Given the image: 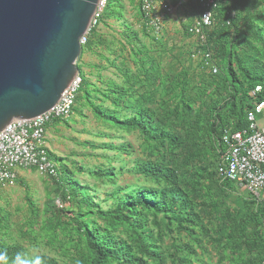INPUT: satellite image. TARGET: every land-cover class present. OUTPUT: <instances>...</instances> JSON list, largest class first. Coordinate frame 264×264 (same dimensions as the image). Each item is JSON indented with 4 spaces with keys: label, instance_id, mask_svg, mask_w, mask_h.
<instances>
[{
    "label": "trees",
    "instance_id": "obj_1",
    "mask_svg": "<svg viewBox=\"0 0 264 264\" xmlns=\"http://www.w3.org/2000/svg\"><path fill=\"white\" fill-rule=\"evenodd\" d=\"M220 3L213 24L205 28L204 47L212 53L217 73L201 63L199 70L179 68L178 57L165 69L167 50H159L163 41L143 27L138 32L125 22L124 41L92 30L81 58L97 55L109 66L102 71L115 69L121 81L101 76L93 82L79 65L83 84L74 112L86 118L83 109L88 108L110 130L139 135L144 157L127 171L145 184L119 186L126 168L113 166L115 158L105 156L109 165L86 169L76 160L72 167L69 157L48 150L59 165L58 176H46L54 185L50 194L75 210L69 215L70 209L50 199L40 220L26 186L31 216L23 237L36 234L40 225L46 243L67 264H264V198L258 202L248 191L235 195L237 184L219 174L225 132L245 131L253 104L264 99V0ZM193 5L195 21L201 7ZM141 17L140 10V24ZM106 18L105 10L102 20ZM141 34L157 49L147 47ZM97 46L104 52H97ZM195 47L188 53L192 62ZM257 86L263 91L255 96ZM83 146L132 153L127 142L88 141ZM83 172L112 186L108 208L77 178ZM8 217L0 208V233L9 230ZM210 249L218 251L216 263L206 258ZM28 253L26 246L0 237V264H61L54 256Z\"/></svg>",
    "mask_w": 264,
    "mask_h": 264
},
{
    "label": "built area",
    "instance_id": "obj_2",
    "mask_svg": "<svg viewBox=\"0 0 264 264\" xmlns=\"http://www.w3.org/2000/svg\"><path fill=\"white\" fill-rule=\"evenodd\" d=\"M109 0H99L88 31L81 38L82 47L89 42L92 30L99 28ZM143 27L152 37L161 38L166 22L180 10L199 5L200 15L188 30L196 38L194 61L218 72L211 52L205 51V28L211 26L220 7V0H138ZM83 84L79 73L55 107L31 119L17 120L0 133V189L14 187L22 169L36 170L44 176H58L59 165L50 158L46 145L47 129L54 121H67L74 114V107ZM263 91L257 86L258 96ZM249 127L245 131L227 130L223 140L226 150L221 154L219 174L235 182L241 189L252 193L259 202L264 198V99L253 104L248 114Z\"/></svg>",
    "mask_w": 264,
    "mask_h": 264
},
{
    "label": "water",
    "instance_id": "obj_3",
    "mask_svg": "<svg viewBox=\"0 0 264 264\" xmlns=\"http://www.w3.org/2000/svg\"><path fill=\"white\" fill-rule=\"evenodd\" d=\"M99 0H0V133L53 109L81 73Z\"/></svg>",
    "mask_w": 264,
    "mask_h": 264
},
{
    "label": "rangeland",
    "instance_id": "obj_4",
    "mask_svg": "<svg viewBox=\"0 0 264 264\" xmlns=\"http://www.w3.org/2000/svg\"><path fill=\"white\" fill-rule=\"evenodd\" d=\"M122 4L124 6L119 5V0H109V7L106 9V15L109 18L103 19L101 21L99 32L105 33V35H110V37H107L109 40H113V38H117L120 41L123 40V37L121 36L123 34V31H125V27L123 24L126 22L127 24H131L133 26V29L135 31L141 32V26L138 19V16L140 15V8H138L137 0H121ZM190 13L188 17L186 18V14L184 19V22L178 21L177 30L175 33L174 31H171L174 33V37L177 38L176 41L180 44H183L186 42L189 49L193 48L196 44V38L193 36H188L186 29L184 25H186L188 28L192 27L194 22L193 18L195 15L193 14V9L190 8ZM122 16H121V15ZM118 18H121L118 20ZM181 33H178L180 32ZM114 33V34H113ZM104 35V34H103ZM143 42L146 44L149 48H154L151 38L144 36L141 34ZM124 41V40H123ZM177 45H180L178 44ZM179 47V46H178ZM181 47V46H180ZM179 47V48H180ZM152 48V49H153ZM156 48V47H155ZM102 52L104 50L102 49ZM189 52H186L185 57H183V54L181 53L179 49V60L182 63H177L179 68L185 67L190 68L194 70H199V63L196 61H191L190 56L188 55ZM105 54L107 56L109 55V52L105 51ZM128 54V52H127ZM182 54V55H181ZM86 55H89V58L92 57L90 53H87ZM93 60H95L94 57H92ZM91 58V61H93ZM186 58V59H185ZM188 58V59H187ZM122 60V59H120ZM90 61V60H89ZM107 64V63H106ZM106 64L104 66H106ZM81 70L84 71V67H81ZM104 77L107 79H114L117 81H121L120 75L118 72L113 68H108L107 71L103 72ZM77 114L74 113V115L70 118L73 125H76L75 116ZM79 115V114H78ZM86 127L84 129L83 133L76 132L77 140L75 144L73 143V147H68L67 151H72V155L68 154L67 157H69L67 163L73 167L72 161L76 160L80 162L86 169L88 168H94L95 166H101V165H109L108 159L105 158V156L115 158V160L112 162L113 166H115L117 169H119L121 166H124L126 168L125 172L121 174L118 177V185L119 186H133V185H139V184H145V180L142 177L135 176L134 174L129 173L127 170L133 167L135 161L141 157H144V154L142 152V139L139 137L137 133H125L117 130H110L108 126H106L103 122L98 121L95 119L93 114L88 117H86ZM82 122V124H85ZM88 141L95 143L96 145H101L105 142H116L118 144H122L124 142H127L132 146V153L130 155H125L124 153H115L110 151H104L103 149H90L89 147L83 146ZM72 144V143H71ZM70 143H67V146L71 145ZM81 145V146H79ZM64 170V169H63ZM66 173V171L64 170ZM66 176V175H65ZM77 178L83 183L87 184L89 187L92 188L97 193L98 201L102 202V205L104 208H108L111 204L110 199L107 198V194L111 192L112 186L106 185L103 183V181H98L91 175H89L88 172L83 173H77ZM25 187H23L20 184H16L14 187H9L5 189H0V208L5 209V211L9 214L8 217V223H9V230L5 233H0V237L4 236L5 238L9 239L10 242L13 243H19L27 247L29 251V256L32 257L37 254L45 253L50 256H54L58 258L61 261V264H67L66 259L62 256L60 251H56L55 247L49 245L46 243V238H43L42 231L40 230V225H37L35 227L36 234L30 235L28 237L22 236V229H24L28 217H30V209L27 202V188L30 191V194L32 195L33 201L36 203L38 208L40 209V220H43V217H45V207L49 203V200L52 199L55 201V204L59 207H65L70 209L69 215H73V210L70 207L69 203H65L64 205H61V202L56 198L55 194H50V192L54 189L53 183L48 179H44L41 175L34 174L32 176V179L26 180ZM239 188V187H238ZM237 191L235 195H241L244 196L247 192L244 190ZM234 195V196H235ZM108 200L106 203L103 201ZM35 236L36 238H34ZM210 258L212 262L216 263L219 260L218 257V251L211 250L208 254H206V258Z\"/></svg>",
    "mask_w": 264,
    "mask_h": 264
},
{
    "label": "crops",
    "instance_id": "obj_5",
    "mask_svg": "<svg viewBox=\"0 0 264 264\" xmlns=\"http://www.w3.org/2000/svg\"><path fill=\"white\" fill-rule=\"evenodd\" d=\"M189 13H190L189 8H186L184 10H180V11L176 12L174 15H171L166 22V26L164 28V32L162 34V37L159 38L160 39L159 41H161V42L163 41V47H162V45L159 46V50H162V48H166L167 54H168V55L164 56L163 64L165 66V69H168L171 66H174V65H172V63H174V62L176 63V59L179 56V49H180L181 53L183 54V57H185L186 52H189L190 47L188 48L187 45H184V44H186V42H184L183 44L178 43L176 41L177 38H175L173 36L174 33L171 32V31L175 30V33H176V30L178 29L177 28V25L179 23L178 21L185 23V20H186V19H184L185 14H186V18H187ZM184 27H185V25H184ZM186 28H187V26H186ZM178 33H181V31ZM111 34H112V32H111ZM110 35L107 34L106 36L110 37ZM177 43L180 45H177ZM178 46L179 47L181 46V47L179 48ZM102 49L104 50L103 47H100V46L96 47L97 52H99V51L102 52ZM153 49H155V47ZM90 54L92 57H94V58L96 57L95 60H93L92 57L89 58V55H84L81 58L82 60L80 59L79 65H82V67H84V72L91 78V80L93 82H98L97 81L98 78L101 76H104L103 72H105V71H102V68H103L102 66H104L106 63H101V61L97 55L92 54V53H90ZM172 54H174L175 58L173 56H171ZM91 58L93 61H91ZM177 61H178V59H177ZM179 62L182 63L180 60H179ZM106 67H109L108 64H106ZM104 79H106V78H104ZM83 111H84L83 113L86 114L87 117H88V115L90 116L92 114L88 108H84ZM74 113H76V112H74ZM76 114H77L75 116L76 125H73L72 121L70 119L67 121H54L53 123H51L49 125V127L47 129V140H46L47 148L49 151L53 152L54 154H56L59 157H67L68 154L72 155V151H69V153H68L67 148L68 147L72 148L73 143L75 144V142L77 140L76 132L83 133L84 129L86 127L85 121L87 118L81 117L80 115H78V113H76ZM82 122H84L85 124H82ZM67 143H70V144L72 143V144L67 146ZM34 174L41 175L36 170H32V169L20 170L19 171L18 184L20 183V185H23V183L26 180H29V179L31 180L32 176ZM41 176L44 179L48 178L44 175H41Z\"/></svg>",
    "mask_w": 264,
    "mask_h": 264
},
{
    "label": "clouds",
    "instance_id": "obj_6",
    "mask_svg": "<svg viewBox=\"0 0 264 264\" xmlns=\"http://www.w3.org/2000/svg\"><path fill=\"white\" fill-rule=\"evenodd\" d=\"M238 186V185H237ZM239 187V186H238ZM240 188V187H239ZM241 189V188H240ZM241 190H243V189H241ZM244 191H246L247 192V190H244ZM249 192V191H248ZM259 202V201H258Z\"/></svg>",
    "mask_w": 264,
    "mask_h": 264
}]
</instances>
